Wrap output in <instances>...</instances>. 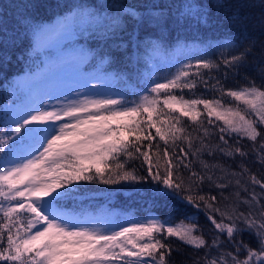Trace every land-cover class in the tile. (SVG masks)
Listing matches in <instances>:
<instances>
[{"label":"snow or ice","instance_id":"obj_1","mask_svg":"<svg viewBox=\"0 0 264 264\" xmlns=\"http://www.w3.org/2000/svg\"><path fill=\"white\" fill-rule=\"evenodd\" d=\"M214 3L217 8L225 7V0ZM108 7L94 10L75 5L66 15L84 18L88 26L102 25L109 31L122 30L130 23L127 42L118 43L117 49L128 45L138 48L141 29H162L167 23L163 10L141 12L133 6H117L109 14L102 10ZM242 7L243 3L227 16L229 23L247 19L240 16ZM66 15L57 31L77 26L68 24ZM179 18L211 26L209 8L196 0L182 6ZM47 24H32L35 44L55 33ZM10 40L15 43L0 20V45L7 47ZM256 44L253 38L238 52L227 57L222 54L219 62L203 58L189 61L163 80L153 76L138 101L126 102L111 95L80 99L77 94V98L66 97L57 105L15 113L11 117L15 127L0 134V264H172L169 238L198 250L191 264H264V178H258L246 163L254 157L255 163L264 166V84L257 85L245 76V86L226 89L221 79L210 77L215 79L210 83L201 72L204 69L210 74L223 65L225 79L229 74L238 75L249 66ZM229 46L239 48L234 40L228 46L221 45ZM259 55L264 57V43ZM8 60L0 54V66ZM257 71L264 78V64H259ZM198 84L219 95L185 98L183 90L192 91ZM205 115L207 126L202 119ZM181 117L196 128L189 131ZM156 137L164 142L162 154L159 144L153 151ZM120 156L142 157L147 177L126 171ZM109 161L115 162L114 168ZM106 168L113 174L108 175ZM96 179L105 185L147 181L155 185L149 189L154 198L171 200L184 216L178 224L149 217L144 222L121 225L118 230L101 231L58 211L57 202L73 196L74 182ZM205 184L219 190L218 195L201 194ZM189 208L203 212L214 228L209 229L210 242ZM244 233L255 239L256 250L242 239ZM227 246L233 250H226Z\"/></svg>","mask_w":264,"mask_h":264},{"label":"trees","instance_id":"obj_2","mask_svg":"<svg viewBox=\"0 0 264 264\" xmlns=\"http://www.w3.org/2000/svg\"><path fill=\"white\" fill-rule=\"evenodd\" d=\"M190 0H0V20H3L4 25L9 30V36L13 37L15 43L11 40L9 45L4 47L0 45V54L9 58L6 64L0 66V134H3L5 129L2 123L5 119L3 115V103L9 91V86L13 81L20 78L23 74L33 72L38 66L42 65V60L39 57V64H32L25 67L30 56H37L34 51L38 47L44 37L35 41L31 34V26L39 21L49 23L47 28L53 32H57L58 25L63 23L61 17L68 14L70 9L75 5H83L91 9H101L107 5L108 8H103L104 12H114L117 6H133L144 12L149 8L163 10L167 16V23L162 29H141L140 30V46L133 47L128 45L126 48L117 49L116 45L121 41L127 42V32L131 29V24L127 27L118 30H107L102 25H96L93 31L79 37L77 48L80 52L87 55L86 61L81 66L83 71L92 70L95 74L102 73L107 77L106 81H112L111 88L120 91L122 99L126 102L136 101L139 99L141 92L145 91V83L151 79V72L158 69H163L164 65H168L167 70H170L177 59H182L187 53L197 59L203 58L213 62H219L223 56L227 57L238 52L240 49L247 46L248 42L255 38L257 41L254 52L249 56V66L241 69L236 76L229 74L225 79L223 65L220 70H213L210 74L208 70L201 69L205 80H210V83H215L216 77L221 79L225 88H239L247 84L245 76L252 79L257 85L264 84L262 78L257 71L259 64H264V57L259 55L260 45L264 43V0H225V7L217 8L214 0H196L200 4H205L209 8L210 27L201 26L191 19H181L179 14L182 11V6ZM244 7L240 9V16L247 17L242 22L235 24L229 23L227 16L241 4ZM255 5L249 7L248 5ZM74 10V9H73ZM72 15H66L67 21ZM74 17V16H73ZM109 21L105 20L104 25ZM234 40L239 44V48L231 46L225 48L221 45L228 46L229 41ZM153 44L155 47H153ZM129 57H138V59H129ZM195 71V69H193ZM101 75V74H99ZM104 81V82H106ZM103 82V83H104ZM177 94H181L177 90ZM185 98H193L204 96L212 98L218 96L219 93L209 91L203 84H198L196 89L189 91L183 90ZM224 100L229 104H235L228 97ZM161 107L163 105L161 104ZM167 109L164 111L166 112ZM207 126V116H203ZM185 127L192 131L196 125L192 124L186 117H181ZM215 123H219L214 121ZM195 135V133H193ZM152 135L155 136V130L152 129ZM218 135V133L216 134ZM243 144L250 142L241 141ZM148 144V141H144ZM153 144H159L161 154L165 148L164 142L156 137ZM178 145L187 147L186 144L178 141ZM168 150L172 151V145L169 143ZM178 152L179 149L177 148ZM206 160L211 158L205 156ZM119 160L124 162L125 170L133 172L136 175L147 177L146 165L143 164V158L140 159H125L120 156ZM250 171L255 173L258 178H264V166H261L253 160L247 161ZM109 164L114 168L115 162L109 161ZM197 170L199 164L194 165ZM236 167L235 164L232 165ZM161 171H163L161 169ZM108 175L113 173L109 169H105ZM184 175H187L186 170H182ZM95 177V170L91 173ZM150 177L147 181H150ZM120 182L118 184L105 185L99 183L96 179L94 182L81 181L71 185L73 196L58 201L56 207L62 212H73L78 215L84 212L93 213L102 205L119 207L126 209L135 214L153 215L160 219H171L181 221L184 212L178 211L177 206L171 200H161L154 198L149 189L155 187L148 182ZM259 191V189L257 188ZM217 189L209 187L207 184L203 186L201 194L203 195H218ZM149 213V214H147ZM189 213H196L195 209L189 208ZM193 220L197 221L205 238L211 241L209 229L212 228L207 221L203 212L193 215ZM242 239L248 243L253 250H256L257 244L255 239L248 233H244ZM169 242L173 245L171 256L172 264H191L193 258L196 257L198 250L184 245L181 241L175 238H169ZM226 250L232 251L231 246H227Z\"/></svg>","mask_w":264,"mask_h":264},{"label":"rangeland","instance_id":"obj_3","mask_svg":"<svg viewBox=\"0 0 264 264\" xmlns=\"http://www.w3.org/2000/svg\"><path fill=\"white\" fill-rule=\"evenodd\" d=\"M67 23H75L77 26L73 29L69 28L68 30L57 31L50 36H45L34 51L35 54L38 52V57L30 56L27 60L28 65L25 67L35 63L39 64V57L42 60V65L38 66L33 72L23 74L10 84L3 103V115L5 117L2 121L5 126L3 134L15 127L11 123V117L27 108L57 105L65 102L66 97L68 99L77 98V94H79L80 99H83L85 95H95L97 98L111 95L113 98L122 99L120 91L111 88L113 82L106 81L107 77L105 75L102 73L95 74L92 70L83 71L81 69L87 55L80 52L76 47V40L82 35L93 31L96 25L88 26L86 19H77L73 16L69 17ZM83 28L85 30H81ZM196 60L197 58L194 55L190 56V53H187L182 59H177L170 70H167L168 65H164L163 69L160 68L158 70L156 67V70L151 72V78L155 76L163 80L171 77L182 64L189 61L195 63ZM143 93L144 91L141 92V95ZM43 199H49V197ZM60 212L74 218L75 222L85 227L96 228L101 231L118 230L121 225H128L131 222H144L147 218L153 216L147 213L149 215L142 217L141 214H135L126 209L108 205H102L90 214L87 212L79 215L73 212ZM174 223L178 224L180 221H174Z\"/></svg>","mask_w":264,"mask_h":264}]
</instances>
